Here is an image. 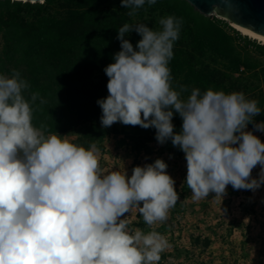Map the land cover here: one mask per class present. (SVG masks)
<instances>
[{"label": "clouds", "instance_id": "9594fccd", "mask_svg": "<svg viewBox=\"0 0 264 264\" xmlns=\"http://www.w3.org/2000/svg\"><path fill=\"white\" fill-rule=\"evenodd\" d=\"M146 2L156 0H121L129 16ZM158 23L160 30L145 23L118 29L121 50L104 69L109 95L97 101L102 127H154L159 144L170 139L185 154L194 200L210 193L222 199L228 185L255 192L264 184V143L246 129L251 123L264 132V122L254 121L262 112L258 101L212 88H194L183 99L187 88H173L168 66L183 22L169 15ZM132 31L142 37L135 49L125 39ZM29 89L19 71L0 74V264H159L167 239L129 230L126 217L136 209L150 229L167 221L179 200L168 165L157 158L135 166L130 177L125 169L105 171L95 143L85 148L32 124L39 93L29 102ZM174 112L183 121L179 133Z\"/></svg>", "mask_w": 264, "mask_h": 264}, {"label": "rangeland", "instance_id": "374dc122", "mask_svg": "<svg viewBox=\"0 0 264 264\" xmlns=\"http://www.w3.org/2000/svg\"><path fill=\"white\" fill-rule=\"evenodd\" d=\"M160 2L162 4L163 0ZM129 10L122 6L121 0H45L43 4L0 0V57L10 60L8 69L0 70V74L10 76L13 70L21 71V77L30 84V89L23 93L29 102L34 92L39 93L38 98L46 97L45 91L54 80L62 84L58 90L68 101L73 100L76 93L81 94L78 104L93 100V114L87 112L84 122L75 112L68 117L69 109L66 107L64 115L71 120L68 124L53 128L33 125L41 128L45 135L58 133L85 148L95 143L100 153L101 168L105 171L125 169L130 177L135 166L154 163L157 158L165 161L167 173L175 180V189L179 194L167 221L150 229L138 210L133 209L126 217L129 230L140 229L145 233L155 230L167 239L168 247L161 253L159 264H264V184L255 192L235 190L228 185L222 199L210 193L205 199L194 200L185 183V154L179 147H174L170 139L161 145L155 138L156 134L146 138L138 137L139 133L131 134L132 130H156L154 127L145 129L121 122L108 128L102 127V109L97 101L109 95V78L104 69L114 63V55L121 50L120 40L116 43L109 39L98 40L89 44V50L80 44L66 48L68 65L59 73L58 69L54 71L51 66L37 62L36 58L46 57L48 51L41 48L35 52L32 47L53 32L54 22L57 23L56 28L69 29L76 37L85 32L100 36L109 29L110 38L116 39L118 29L125 23L142 22L137 18L140 14L129 16ZM125 14L129 19L121 23ZM166 16L158 14L152 28L160 30L158 22ZM203 16L222 30V35L211 37L224 46L223 51L215 52L208 47L202 51L192 41L196 35L192 25L189 24L190 30L181 27L179 39L174 42L173 58L168 65L173 88H187L182 94L183 99L191 94L192 89H200L199 82L186 77V68H177L178 62L182 61L195 72L199 81L209 83L213 90L243 92L247 98L257 100L258 107L263 110L264 44L242 35L228 20L215 14ZM131 34H126L125 39ZM209 87L201 88V93ZM95 91L96 101L90 95ZM254 121L264 122V113L257 115ZM182 122L181 116L174 112V132H181ZM246 130L252 131L264 143V132L256 130L253 124L250 123ZM260 171L258 164L252 170V177L258 178Z\"/></svg>", "mask_w": 264, "mask_h": 264}, {"label": "trees", "instance_id": "16d2710c", "mask_svg": "<svg viewBox=\"0 0 264 264\" xmlns=\"http://www.w3.org/2000/svg\"><path fill=\"white\" fill-rule=\"evenodd\" d=\"M160 1L162 0H156V3L153 5H148L146 2L143 7L137 10L136 14H140L139 17L137 16V18L138 20H142V22L140 23H145L152 28L155 23L154 18L158 16V14L175 16L177 18L182 19L183 28L189 29V24L192 25L193 30H195L196 32V35L193 37L192 41L199 46V49L203 51L205 47H208L209 49H212L215 52L223 51L224 46H222V44H220L218 40L211 37L214 34L222 35L223 33L222 30L218 26H216L212 21L208 20L205 16H203L202 13L195 10V8L191 6L187 1L163 0L162 4ZM128 19L129 16L125 14L120 20V22L123 23ZM55 25H57V23L54 22L53 23L54 28H56ZM54 28H53V32L49 34L48 37L45 36V38L38 40V42L33 45L32 50L37 52L41 48L42 49L44 48L45 52L48 51V55L46 57L40 59L36 58V60L37 62L41 61L42 63H45L43 65L51 66V69L54 71H57L56 69H58L57 73L62 71V69H64V66L68 65L66 64L68 63V61L65 59L66 48L72 47L76 44L78 45L80 44L82 47H86L89 50V44L93 42L96 43V41L98 40L109 39L111 41H114L115 43L119 41L118 38L116 39H113V37L110 38L109 29L106 30L103 33V35L100 36L99 35L96 36L94 34L92 35L91 34L92 32L90 33L85 32L84 35L80 37H76V34H73L72 33L73 31L71 32L69 29L62 30V29H58V28L54 29ZM131 33H132L130 35L131 37L130 38L128 37L127 40H129V42L132 43L133 47H136L137 43L139 42L140 39H142V37L135 31ZM224 50H226L227 52L226 47L224 48ZM182 53H184V51ZM177 57L178 56H176L175 58ZM32 60L33 59H31V61ZM9 61L10 60H6V58L0 57L1 71L8 69L6 67ZM177 68H179L180 70L186 68L188 70L186 77H191L193 81L196 80V82H199L200 89L209 87V83L199 81V78H197L198 76L195 74L194 71L190 69V67L186 64V62H182V61L178 62ZM58 88H62V84L59 82H55L54 80L49 84V86L45 91L47 93L45 94L46 97L38 98L35 101V104H33L32 106L33 107L32 124L38 125L42 128L61 127L62 125L64 126L68 124L69 121H71L70 119H68V117L71 115L72 112L73 114L74 112L78 113V115L80 116L79 120L81 122L87 120L86 118L83 119V117H86L87 112H91V114H93L94 111L93 109L94 102H92L93 100L88 102H83L82 104H78L81 99V94L76 93L75 98H73V100H69L70 101L69 102L64 96L61 95V92L58 90ZM90 95H92L91 98H93L94 101H96V91L94 93L92 92ZM72 97H74V95ZM41 100H43L44 103H41ZM76 106L77 109H75ZM66 107L69 109V112H67L68 117L64 115V108ZM262 113H264V108L262 110ZM134 133H139L138 137L140 136L146 138L149 135L156 134V130H145V131H136V132L132 130L131 134L134 135Z\"/></svg>", "mask_w": 264, "mask_h": 264}, {"label": "water", "instance_id": "95a60500", "mask_svg": "<svg viewBox=\"0 0 264 264\" xmlns=\"http://www.w3.org/2000/svg\"><path fill=\"white\" fill-rule=\"evenodd\" d=\"M22 2V0H11ZM203 15L215 14L233 26L264 37V0H185ZM31 2V0H29ZM39 2V0H37Z\"/></svg>", "mask_w": 264, "mask_h": 264}, {"label": "bare ground", "instance_id": "6f19581e", "mask_svg": "<svg viewBox=\"0 0 264 264\" xmlns=\"http://www.w3.org/2000/svg\"><path fill=\"white\" fill-rule=\"evenodd\" d=\"M232 26H233V25H232ZM233 27H234L237 31H239L242 35L247 36V37H249V38H251V39L257 40V41H259V42H261V43L264 44V37H263V36L258 35V34H255V33H252V32H250V31H248V30L240 29V28H238V27H236V26H233Z\"/></svg>", "mask_w": 264, "mask_h": 264}]
</instances>
